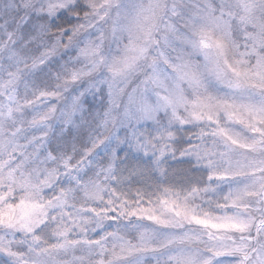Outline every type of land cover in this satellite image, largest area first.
<instances>
[{"label": "snow or ice", "instance_id": "1", "mask_svg": "<svg viewBox=\"0 0 264 264\" xmlns=\"http://www.w3.org/2000/svg\"><path fill=\"white\" fill-rule=\"evenodd\" d=\"M0 264H264V0H0Z\"/></svg>", "mask_w": 264, "mask_h": 264}]
</instances>
